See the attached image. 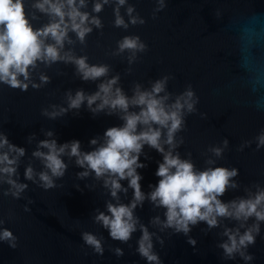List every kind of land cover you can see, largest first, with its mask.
<instances>
[{
    "label": "water",
    "instance_id": "1",
    "mask_svg": "<svg viewBox=\"0 0 264 264\" xmlns=\"http://www.w3.org/2000/svg\"><path fill=\"white\" fill-rule=\"evenodd\" d=\"M35 2L25 0L26 12L41 28L53 17L36 8ZM96 2L87 0L81 10L90 13V21L99 17L101 23H92L83 40L70 30L61 56L87 57L91 65H107L105 75L85 79L75 60L61 58L30 66L27 88L0 80V133L25 149L23 155L11 152L18 157L12 179L27 185L19 191L9 183L10 174L0 173V234L5 229L12 233L0 237V264H264V220L255 214L246 220L218 216L217 225L200 220L187 232L163 223L167 208L149 194L161 179L157 170L164 154L149 144L140 155L145 166L138 169L146 198L134 209L136 229L126 240L114 237L97 217L110 214V202L131 203L134 189L127 178L121 179L127 191L122 188L118 197L113 196L106 176L80 165L69 149L63 154L67 164L63 175L53 176L54 184L46 186L40 173L51 175V169L34 154L38 149L48 151L40 142L52 139L59 145L79 140L81 150L91 152L106 143L107 129L125 123L119 108L93 111L87 100L79 108L69 107L70 93L82 89L94 94L102 82L118 76L116 87L131 98L138 87L151 91L157 81H164V90L157 95L167 96L169 105L189 91L194 93V107L183 109L172 150L191 160L198 171L237 169L220 197L224 202L264 191V0H126L124 4L101 0L104 6L99 12ZM118 15L124 24H117ZM129 36L139 37L145 46L121 49ZM48 42L55 43L51 37ZM141 107L130 105L129 111L139 112ZM60 108L67 111L50 114ZM167 132L164 128L162 139H167ZM217 147L222 153L214 151ZM29 166L33 178L26 175ZM143 226L152 234L151 252L158 260L140 250ZM249 228L254 242L228 253L223 246L231 243L228 231L239 238ZM86 234L99 239L101 248L89 243Z\"/></svg>",
    "mask_w": 264,
    "mask_h": 264
},
{
    "label": "clouds",
    "instance_id": "2",
    "mask_svg": "<svg viewBox=\"0 0 264 264\" xmlns=\"http://www.w3.org/2000/svg\"><path fill=\"white\" fill-rule=\"evenodd\" d=\"M86 2L87 0H36L34 6L53 17L48 24L36 28L26 12L25 0H0V80L27 88L26 78L30 76V66H35L41 60L51 62L61 58L75 60L85 79L105 75L109 71L107 65H91L87 57L61 56V48L70 30L76 31L83 40L92 30V23L97 25L101 23L99 17H91L90 21V13L81 10V6ZM119 2L124 4L126 0ZM103 6L104 3L97 0L95 10L99 12ZM132 11L133 9L129 8V12ZM132 19L136 22L137 18ZM116 22L124 24L125 20L118 15ZM49 37L55 43H49ZM120 46L124 49L143 48L145 45L140 42L139 37L129 36L124 38ZM43 79L47 80L48 77L44 76ZM118 79L117 76L102 82L94 94H86L82 89L75 95L69 94V107L79 108L87 100L93 111L106 107L119 108L123 110L125 123L123 126L107 129L106 143L91 152L82 151L79 140L62 145L55 139L42 140L41 145L48 151L38 149L34 154L42 157L47 167L51 169V175L46 171L40 173L46 186L54 184L53 176L63 175L67 167L63 154L69 149V154L77 156L80 165L94 169L97 176H106L105 183L110 186L113 196L118 197L122 188L127 191L121 183V179L127 178L129 185L134 189V199L131 203L110 202L108 204L110 214L100 213L97 217L111 229L114 237L126 240L136 229L138 218L134 215V209L146 198L141 186L142 174L138 169L145 166L140 160V155L144 145L149 144L164 154L157 170V175L161 179L149 195L158 205L166 206L167 220L163 222L166 226H174L177 230L187 232L191 224L200 220L217 225L218 216L222 215L246 220L255 214L258 219L264 220V208L260 207L264 204V191L258 192L253 198L239 201L224 202L220 198L228 185L233 183L230 178L237 174V169L220 166L198 171L191 160L182 158L179 153L172 150L176 147L175 133L183 124V109L186 105L189 110L194 107L195 102L191 99L193 92L189 91L186 96L177 98L169 105L166 103L167 96L157 95L164 90V81H157L151 91L140 90L138 87L135 96L129 98L120 87H116ZM97 101L99 103H96ZM130 105L142 107L139 112H134L129 111ZM64 111H67V108H60L50 114L56 116ZM141 125L144 127L141 128ZM164 128L168 130L166 140L162 139ZM48 135L51 136L52 133L49 132ZM92 143L96 144L97 140L93 139ZM261 143H264V136L261 137ZM165 144L171 147L166 149ZM5 146L10 151H0V173L10 174L9 183L22 191L27 185L12 179V174L16 172L18 157L12 156L11 152L23 155L25 149L10 143L7 135L0 133V149ZM214 151L220 154L223 150L217 147ZM26 175L33 178L34 170L31 166L27 168ZM19 191L16 192L17 195ZM156 220L159 221V217H156ZM143 227L144 235L140 250L150 260H158V256L151 252L152 234L146 226ZM254 228L255 231H259L258 225ZM228 234L231 243L225 242L223 246L230 254L255 240L253 228L239 235V238L237 233L231 230ZM11 235V231L5 229L0 237L7 238ZM86 239L101 248L100 240L93 234H86ZM247 258L251 259V256Z\"/></svg>",
    "mask_w": 264,
    "mask_h": 264
}]
</instances>
